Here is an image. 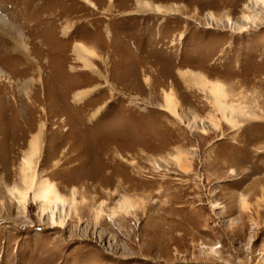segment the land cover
<instances>
[{"label": "rangeland", "instance_id": "1", "mask_svg": "<svg viewBox=\"0 0 264 264\" xmlns=\"http://www.w3.org/2000/svg\"><path fill=\"white\" fill-rule=\"evenodd\" d=\"M90 1L95 11L85 0H0L31 48L29 66L0 46V264H264L263 10L241 34L226 18L244 23L248 0H140L172 9L162 15L138 11L139 0ZM77 42L106 79L76 61ZM179 71L222 82L245 114L229 125ZM171 91L181 118L161 109ZM40 122L37 173L68 198L63 229L6 190L22 185Z\"/></svg>", "mask_w": 264, "mask_h": 264}, {"label": "bare ground", "instance_id": "2", "mask_svg": "<svg viewBox=\"0 0 264 264\" xmlns=\"http://www.w3.org/2000/svg\"><path fill=\"white\" fill-rule=\"evenodd\" d=\"M109 1L112 2V0H109ZM85 3H86V5L90 6L94 11L97 9V5H95L90 0H85ZM137 4H138V11H143V10L148 11V12L149 11L150 12L155 11L157 14H161V15L164 14L168 10H172V9H168L164 5L153 4L149 1H140L139 0V1H137ZM259 6L261 7V9L264 12V0H248V2L244 5V7H245V9H248L249 12L243 13L242 16L240 17L241 20L244 21V23L240 24L236 21L231 20L229 17H227L226 22H227L229 28L231 30H238V33H241V34H243L245 32L247 33L248 28H250L249 25L252 22H256L257 18H259L258 14L256 13V10H255V8L259 7ZM263 15H264V13H263ZM211 18H212V16H211ZM7 22H8V20L4 16L0 15V46L4 47V48H8L7 50H9L11 52H18V53L20 52L23 56V59L26 61V64L29 65L30 64L29 52L31 51L30 46L27 43H25L24 41H22L21 39H17V38L13 37L12 32H10L13 29L8 27ZM212 25L210 24L208 29H212L214 26V25L213 26ZM6 27H8L9 29L7 30ZM71 29H72V26H68L67 28H65L62 36L64 38H66L68 36V33L71 31ZM6 37H8V38H6ZM11 44H12V46H14L13 50L10 49ZM73 54L76 57V61L77 62L79 61L81 64H83V69H87V70L91 71V73L95 74L96 77L98 76V77H101L103 79H106L98 70H96V67L93 64H91V60L97 59L98 55H96V53L94 51L90 50L85 44L77 42V45L73 51ZM10 61L16 69L19 67V65H18L19 63L17 62L16 57L10 58ZM0 74H2V72ZM179 75L182 78V80L185 82V84H187V85L194 84V86H195V84H198V86H201L203 89L207 90L209 92V94L212 96V98L214 99V102H215L217 109L220 110V112H222L220 114H223V116L222 115L221 116L226 118L229 121V123H230L229 125H235L236 124L234 115L238 114L239 112H243L244 110L242 109V111H240L241 108L236 107L235 106L236 104L233 106V105H230V103H228L230 101L227 102L226 98L228 96V93L225 90V88H224L225 86H224V84H222V82L220 83L219 81L213 82L211 80H208L204 74L199 73V72L193 73V72H189V71L188 72L179 71ZM0 78H2V77H0ZM4 80L8 82L9 77L8 78L6 77ZM88 94H89V92H82V91H81V93L78 92V94H74L73 102L76 103L77 105L82 104V102L84 101V98ZM213 99H212V101H213ZM163 100H164V104H162L161 109L166 111L167 113L171 114L174 117L181 118L180 117L181 115H180V113H178V110H177V106H179V104H178V101L176 100L174 93L172 91L171 92H164ZM7 108H8V110H7ZM0 109H4V106L0 105ZM5 110L7 112H9L10 110H12V107L9 105H6ZM99 111H100V109L97 111L96 114H93L91 118H94L95 115H97ZM44 112H45V110H44ZM246 113H249V112H246ZM243 114H245V113H243ZM239 115H240V113H239ZM242 115H240V116H242ZM12 122H13V124H15L13 120H12ZM27 122L30 123L31 126L33 127L34 126L33 116L29 115ZM45 127H46V123L40 122L38 131L32 135V137L29 141V147L23 153V157L21 160V162H22V165H21L22 166L21 167L22 174H20V175H22V179H21L22 185L21 186L14 185L12 187L6 186V190L10 196V199H13L14 202H16L19 205L20 210L24 211V209L26 208V205H28V197H31L32 201L39 207V218L41 220H43V219L49 220L51 227L54 229L55 228L63 229L67 218H66V216H62V213L64 212V208H65V205L67 203L68 198L66 200V198L61 196V194L59 193L55 184H52L47 179L39 180V177H38L39 174L37 173V167H38V163H39V159H40L41 151H42V147H43L42 134H43L44 129H46ZM74 199H75V197H74ZM127 202H128V200L125 199L124 202L121 201L120 203H118V204H120L118 209L124 210ZM74 205L75 204H73V206ZM77 209H78V207H77ZM118 209L113 208V211L111 212V214L106 216V219H108L114 225L117 224L116 223V220H118L117 214H119ZM127 209H128V207H127ZM103 211L101 210L97 213V219L98 218L101 219ZM58 213H59V216L57 215ZM71 213H69V214H71ZM24 214H25V212H24ZM116 217H117V219H116ZM202 248H204V246ZM211 250H212V248H211ZM214 252H216V251H214Z\"/></svg>", "mask_w": 264, "mask_h": 264}, {"label": "crops", "instance_id": "3", "mask_svg": "<svg viewBox=\"0 0 264 264\" xmlns=\"http://www.w3.org/2000/svg\"><path fill=\"white\" fill-rule=\"evenodd\" d=\"M120 30H122V29H120Z\"/></svg>", "mask_w": 264, "mask_h": 264}]
</instances>
